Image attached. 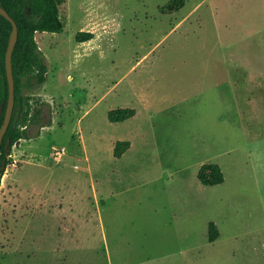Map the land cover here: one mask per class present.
<instances>
[{"label":"rangeland","instance_id":"obj_1","mask_svg":"<svg viewBox=\"0 0 264 264\" xmlns=\"http://www.w3.org/2000/svg\"><path fill=\"white\" fill-rule=\"evenodd\" d=\"M170 1L66 0L36 34L44 126L2 179L0 264H264V0Z\"/></svg>","mask_w":264,"mask_h":264},{"label":"trees","instance_id":"obj_2","mask_svg":"<svg viewBox=\"0 0 264 264\" xmlns=\"http://www.w3.org/2000/svg\"><path fill=\"white\" fill-rule=\"evenodd\" d=\"M66 0H0V6L6 10L18 26L19 36L13 52V72L15 78V107L11 123L5 133L0 148V188L2 179L11 164L13 147L22 139L29 138V127L42 128L43 104L34 98V91L46 81L48 66L41 51L36 34L38 32L61 33L64 29L60 17V5ZM185 5V0H171L163 10L177 11ZM13 24L0 14V130L4 123L8 100L9 83L6 67V55L12 37ZM91 32H80L77 40L90 41ZM133 108H118L108 114L112 123H121L134 117ZM131 147L129 141H118L114 156L121 158ZM200 183L214 187L225 182V173L218 163H206L198 172ZM220 237L215 222L209 224L208 239L211 243Z\"/></svg>","mask_w":264,"mask_h":264},{"label":"water","instance_id":"obj_3","mask_svg":"<svg viewBox=\"0 0 264 264\" xmlns=\"http://www.w3.org/2000/svg\"><path fill=\"white\" fill-rule=\"evenodd\" d=\"M0 14H2L4 17L10 20L13 24L12 37H11L8 50H7V55H6V67H7V76H8V83H9V100H8L5 120L0 130V148H1L3 138L11 123L13 112H14V107H15V78H14V72H13V52H14V49H15V46L18 40L19 30H18V26L16 22L14 21V19L1 6H0ZM2 109L3 108L0 109V116L2 114Z\"/></svg>","mask_w":264,"mask_h":264},{"label":"crops","instance_id":"obj_4","mask_svg":"<svg viewBox=\"0 0 264 264\" xmlns=\"http://www.w3.org/2000/svg\"><path fill=\"white\" fill-rule=\"evenodd\" d=\"M227 69L229 70L228 72L240 73L244 78H248L253 83L261 85L260 82H259V79H260L261 76L256 74L257 73L256 71L259 69V67H256V66H251V67L229 66V67H227Z\"/></svg>","mask_w":264,"mask_h":264}]
</instances>
